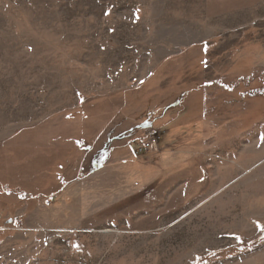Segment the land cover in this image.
Segmentation results:
<instances>
[{
  "label": "rangeland",
  "instance_id": "rangeland-1",
  "mask_svg": "<svg viewBox=\"0 0 264 264\" xmlns=\"http://www.w3.org/2000/svg\"><path fill=\"white\" fill-rule=\"evenodd\" d=\"M0 264H264V0H0Z\"/></svg>",
  "mask_w": 264,
  "mask_h": 264
},
{
  "label": "built area",
  "instance_id": "built-area-1",
  "mask_svg": "<svg viewBox=\"0 0 264 264\" xmlns=\"http://www.w3.org/2000/svg\"><path fill=\"white\" fill-rule=\"evenodd\" d=\"M154 143H155V139L150 137V139L147 142H145L144 149L148 150L151 147V145L154 144Z\"/></svg>",
  "mask_w": 264,
  "mask_h": 264
}]
</instances>
